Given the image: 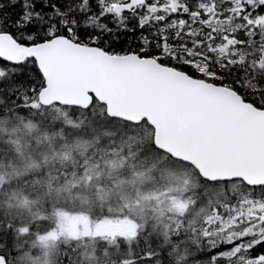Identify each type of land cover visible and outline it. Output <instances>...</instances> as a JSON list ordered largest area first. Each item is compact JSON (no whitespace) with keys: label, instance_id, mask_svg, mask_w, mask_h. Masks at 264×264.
I'll return each mask as SVG.
<instances>
[{"label":"snow or ice","instance_id":"6c2138e0","mask_svg":"<svg viewBox=\"0 0 264 264\" xmlns=\"http://www.w3.org/2000/svg\"><path fill=\"white\" fill-rule=\"evenodd\" d=\"M56 105L144 126L193 169L178 260L264 264V0H0V113ZM18 231L0 220V264ZM126 251L117 264H171L152 238ZM78 260L70 246L58 264Z\"/></svg>","mask_w":264,"mask_h":264},{"label":"trees","instance_id":"16d2710c","mask_svg":"<svg viewBox=\"0 0 264 264\" xmlns=\"http://www.w3.org/2000/svg\"><path fill=\"white\" fill-rule=\"evenodd\" d=\"M151 140V130L144 126L133 131L123 122H101L57 105L38 113H0V207L18 208L22 221L17 224L36 236L46 234L62 211L83 215L91 223L107 218L134 225L131 236L119 234L107 241L57 239L44 263L34 239L18 231L15 264H58L70 246L78 250L77 264H117L118 255L129 256L126 249L138 235L171 250V264H186L178 257L192 241L174 237L177 226L186 233L190 221L200 218L196 201L201 189L190 166L156 151ZM99 190L102 199L96 197ZM14 194L16 201L10 198ZM0 220L11 221L3 210Z\"/></svg>","mask_w":264,"mask_h":264},{"label":"rangeland","instance_id":"374dc122","mask_svg":"<svg viewBox=\"0 0 264 264\" xmlns=\"http://www.w3.org/2000/svg\"><path fill=\"white\" fill-rule=\"evenodd\" d=\"M16 149H19V147H16ZM1 181L2 178L0 177V182ZM96 195L98 199H102L104 197V194L100 190L96 192ZM12 197L14 201H16L18 194L10 195V198ZM149 199L150 198L147 199L148 202ZM172 204L173 206L178 205L176 201H174ZM6 208L8 207H0V210H3V213L8 216L11 221H22V213H20L18 208L14 209L16 210L14 212L12 210L8 211ZM55 225L56 227L54 229L49 230L44 237L40 238V242L42 244L39 245V243H37L38 249L40 247L41 248L40 250L37 249L36 253L37 256L42 259V263L49 260V255H53L54 252L49 254V247L51 243L55 242L57 239L67 241L69 239L95 236L99 237L102 241H107L108 239L118 235V233H121L120 230H123L124 234L127 236H131L134 231L133 223L126 219L114 221L106 218L100 220L99 222L91 223L88 218L84 217L83 215L62 211L56 214ZM36 240H39L38 235L36 236Z\"/></svg>","mask_w":264,"mask_h":264},{"label":"water","instance_id":"95a60500","mask_svg":"<svg viewBox=\"0 0 264 264\" xmlns=\"http://www.w3.org/2000/svg\"><path fill=\"white\" fill-rule=\"evenodd\" d=\"M60 106H63V105H60ZM166 155H168L167 153H165ZM170 158H172V159H174V160H176V161H180V160H177V159H175L174 157H172V156H170V155H168ZM180 162H182V161H180Z\"/></svg>","mask_w":264,"mask_h":264},{"label":"bare ground","instance_id":"6f19581e","mask_svg":"<svg viewBox=\"0 0 264 264\" xmlns=\"http://www.w3.org/2000/svg\"><path fill=\"white\" fill-rule=\"evenodd\" d=\"M92 208V207H91Z\"/></svg>","mask_w":264,"mask_h":264}]
</instances>
